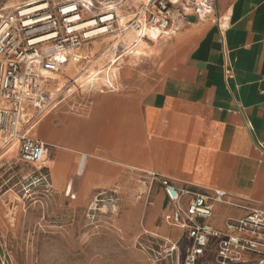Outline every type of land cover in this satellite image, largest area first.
I'll return each mask as SVG.
<instances>
[{"label": "crops", "instance_id": "crops-1", "mask_svg": "<svg viewBox=\"0 0 264 264\" xmlns=\"http://www.w3.org/2000/svg\"><path fill=\"white\" fill-rule=\"evenodd\" d=\"M216 12L227 18L222 33L214 21L186 14L174 17V33L151 36L166 38L159 47L140 40L136 55L152 65L134 74L126 67L114 90L84 89L80 67L74 77L71 65L58 74L76 78V90L33 129L40 125L39 139L58 148L48 168L56 186L71 180L91 193L129 192L152 186L155 174L178 187L222 190L227 202L215 205L211 219L218 228L245 207H264V0H216ZM156 186L145 222L138 217L134 228L166 234L170 227L155 223L166 203Z\"/></svg>", "mask_w": 264, "mask_h": 264}, {"label": "built area", "instance_id": "built-area-1", "mask_svg": "<svg viewBox=\"0 0 264 264\" xmlns=\"http://www.w3.org/2000/svg\"><path fill=\"white\" fill-rule=\"evenodd\" d=\"M42 5L47 8L31 15H25L24 9L0 12V140L5 147L17 149L23 163L33 166L45 161L48 145L30 136L32 130L43 114L58 107L63 93L77 85L76 78L63 82L58 74L73 64L93 83L101 73H90L93 58L86 51L96 38L115 32L125 36L132 31L136 34L134 44H138L150 39L152 31L161 36L174 33V17L186 14L214 21L221 33L228 27L227 18L216 12V0H152L134 14L128 26L119 25L112 11L83 18V11L93 6L91 1L75 2L71 12L65 8L57 12L49 3ZM123 56L108 63L105 89H115L111 70ZM226 75L230 77L231 70ZM151 178L166 198L164 222L185 234L183 264H206L210 254L214 264L264 263V207H245L244 216L218 228L211 219L215 205L227 202L226 192L178 187L173 180L155 174ZM177 249V245L171 248Z\"/></svg>", "mask_w": 264, "mask_h": 264}, {"label": "rangeland", "instance_id": "rangeland-1", "mask_svg": "<svg viewBox=\"0 0 264 264\" xmlns=\"http://www.w3.org/2000/svg\"><path fill=\"white\" fill-rule=\"evenodd\" d=\"M70 1L0 0V12H16L46 3L59 12L75 4ZM87 1L93 6L83 11V18L101 17L112 11L118 16V24L123 26L130 25L134 14L152 2ZM161 38L156 42L145 41L149 46L159 47L166 39ZM135 39L132 31L125 36L115 32L96 38L86 48L93 57L90 73L101 72L93 79L98 89H105L106 69L116 56L124 55L111 70L116 81L123 79L126 67L133 69L130 73L134 74L136 69L152 65V61L136 55L139 43L134 44ZM76 67L79 68L70 66L71 77L78 74ZM86 76L80 84L87 90ZM40 135L38 125L30 136L41 138ZM48 149L45 161L33 166L23 163L17 149L5 147L0 140V264H183L186 238L182 231L170 227L166 234H156L134 228L138 217L140 222H145L143 216L157 195L156 184L140 183L139 190L130 188L129 192L113 189L93 193L87 188L73 187L71 180L56 186L48 168L56 160L58 148L48 146ZM79 163L78 160L76 171ZM65 165L71 179L73 159L67 158ZM83 168L81 162L80 173ZM161 222L165 223L163 216H157L155 223ZM173 245L178 249L172 251ZM206 262L214 264L213 254Z\"/></svg>", "mask_w": 264, "mask_h": 264}, {"label": "bare ground", "instance_id": "bare-ground-1", "mask_svg": "<svg viewBox=\"0 0 264 264\" xmlns=\"http://www.w3.org/2000/svg\"><path fill=\"white\" fill-rule=\"evenodd\" d=\"M79 1H87V0H71L70 2H79ZM36 3H37V2H36ZM45 8H47V7H45L44 5L39 6V7L29 8V9L24 10V14H25V15H31V14H33L34 12H37V11L43 10V9H45ZM71 8H73V5L66 7V8H65L66 12H71V11H72ZM33 23H34V22H30V24H33ZM91 25H93V24L86 25L85 27H87V26H91ZM153 34H155V36H157V37L161 36L158 32H156V31H152V32L149 33L150 38H151V36H152ZM46 157H47V154H46ZM46 157H45V158H46ZM84 166H85V158H83V160H82V168H83ZM80 167H81V166H80Z\"/></svg>", "mask_w": 264, "mask_h": 264}]
</instances>
